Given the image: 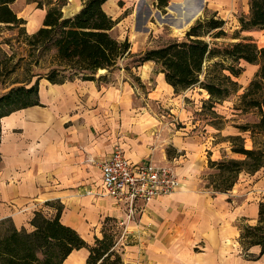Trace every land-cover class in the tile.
<instances>
[{"label": "crops", "instance_id": "0c3cea01", "mask_svg": "<svg viewBox=\"0 0 264 264\" xmlns=\"http://www.w3.org/2000/svg\"><path fill=\"white\" fill-rule=\"evenodd\" d=\"M128 1L106 0L102 5L117 20L112 32ZM181 1L168 0V4ZM65 2L64 16L83 4L82 0ZM44 13V8L37 7L40 19L36 23L27 20L26 33L35 32ZM145 63L149 69L140 76L142 83H149L155 63ZM122 69L107 73V81L72 77L51 83L39 77V103L0 118V220L30 228L35 212L54 217L61 206V222L78 231L86 243L101 238L106 219L117 224L126 216L125 207L100 194V162L119 147L129 160L173 167L180 182L175 192L151 200L128 223L121 248L123 264H264L259 245L244 249L238 242L241 223L254 225L258 219L264 174L261 170L244 173L246 177L237 178L231 190L212 194L200 177L208 159L222 157L223 144L192 131L179 98L181 104L176 106L175 97L164 103L172 106L173 116L150 104L163 91L175 94L162 72L155 73L161 86L148 90V102L143 105L136 101L133 84L117 73ZM21 83L25 82L6 85L0 95ZM176 117L184 126L177 128ZM88 252L86 248L72 250L65 264H86Z\"/></svg>", "mask_w": 264, "mask_h": 264}, {"label": "trees", "instance_id": "16d2710c", "mask_svg": "<svg viewBox=\"0 0 264 264\" xmlns=\"http://www.w3.org/2000/svg\"><path fill=\"white\" fill-rule=\"evenodd\" d=\"M15 0H0V27L18 29L26 43L38 49L49 45L55 49L56 67L44 75H38L15 85L0 95V118L23 107L37 105L39 77L49 82L62 83L72 77L84 80L107 81V73L122 68L119 61L132 57L128 39L119 40L112 34L117 20L108 16L102 5L106 0H82L80 9L71 15H63L65 0H29L44 8L42 24L33 32L25 31V19L18 18L11 7ZM156 7L164 9L168 0H156ZM240 30L264 29V0H249V16L240 17ZM224 20L214 15L197 19L188 27L182 39H173L157 48L143 51L136 58V66L153 61L156 70L163 73L165 81L175 92L185 91L195 85L209 94L207 102H214L235 93L239 86L235 77L241 75V62L258 66L244 91L239 95L235 110L256 115L251 123L237 124L239 133L227 136L230 150L238 158L208 160L211 173L208 187L213 192H227L237 182L240 172L253 175L264 170V46L259 47L252 38L233 34L234 42L217 46L206 40L223 37ZM99 68L106 72L95 77ZM128 70V67H123ZM13 72V68L2 69L0 77ZM203 75V80L200 76ZM204 102V103H205ZM247 139L249 147L246 146ZM61 206L54 217L35 212L30 228H16L9 219L0 220V264H65L64 259L72 250L86 248V264H122L120 255L114 250L116 233L109 219L102 226V237H95L92 244L86 243L78 231L60 220ZM108 223V224H107ZM238 242L244 249L260 246L264 254V203L258 206V219L254 225H240Z\"/></svg>", "mask_w": 264, "mask_h": 264}, {"label": "rangeland", "instance_id": "374dc122", "mask_svg": "<svg viewBox=\"0 0 264 264\" xmlns=\"http://www.w3.org/2000/svg\"><path fill=\"white\" fill-rule=\"evenodd\" d=\"M154 1L155 0H129L127 4L128 7L119 14V21L112 32L119 40L128 39L130 46H132L131 53L133 56L119 61L122 68L127 66L128 70L123 68L116 72L133 84L138 92L136 96V101L138 103L144 105L145 102H148L145 95L148 90L151 88L154 89L155 87L159 89L161 85L155 74L158 73L156 66L150 69V82L142 83L141 76L147 73L149 66L148 63H143L144 66H136L137 56L146 49L157 48L173 39H182L188 27L194 24L197 19L214 15L216 18L224 20L223 28L226 31L225 36L216 39H212L210 36L204 37L206 40L215 42L217 46L237 40L235 38L232 39L233 34L237 31L240 37H250L259 47L264 46V29L250 28L245 31L240 30L239 18L249 16V0H194L195 5L200 8V13L197 18L181 31L172 26L176 21V14L170 12L166 6L164 9L156 7ZM120 7L123 8L124 5L120 4ZM12 9L17 15H22L24 17L25 24L27 20L36 23L38 19H40L37 14L36 3H31L29 0H16L12 5ZM54 55L55 49L47 44L41 47L39 46L36 50L30 47L26 43L24 37L18 34L17 28L6 29L0 27V63L3 70L6 68H13V72L6 77H0V90L8 84L30 79L33 81L36 75L46 74L51 68L56 67ZM240 65L242 67L241 75L234 78L238 83L239 90L220 100V102H214L212 107L205 102L209 97L208 92L201 89L199 85H195L180 93L174 92V95L164 93L165 91L163 90L165 89H162L163 95L155 99L153 101L154 103L151 102L150 104L160 108L161 111L163 110V114L170 113V115L173 116L170 110L172 106L170 104L169 106H164V103L166 100L168 101L169 97H175L173 102L175 103L174 106H176V104H181L177 102V98H179L187 109L185 118L189 123L191 122L192 131L201 136H212L215 142L223 144V147L220 149L222 157L218 160L224 157L238 158L240 155H233V153H227V151L224 150V146H227V149L230 150V143L225 138L239 133L236 127L237 124L251 123L256 120V115L253 112L241 113V111L235 110V106L239 95L244 91V88L248 85L258 68L256 64L252 63L248 64L241 62ZM140 72H142L141 76ZM203 77L204 76L201 75L200 80H203ZM175 121H177V128L184 126L182 124V122H184L183 120L176 117ZM246 146L249 147L248 139ZM208 154L209 151L203 154L202 160H204ZM206 166L200 179L204 181V187L208 188V190L215 195L217 192H213L211 187L207 186L210 182V175L214 173L215 170L208 166V161ZM261 172L264 174V170H261ZM244 173L245 172H240L238 178L240 176L246 177ZM261 195H263V199L260 202L264 203L263 190L261 191ZM243 224L248 223L242 222L241 225ZM109 225H111L112 230L117 235V230L112 226V222H110ZM92 242L90 244H92ZM122 247L123 246L117 244V247L114 248L120 257Z\"/></svg>", "mask_w": 264, "mask_h": 264}, {"label": "built area", "instance_id": "2783aa9c", "mask_svg": "<svg viewBox=\"0 0 264 264\" xmlns=\"http://www.w3.org/2000/svg\"><path fill=\"white\" fill-rule=\"evenodd\" d=\"M102 188L100 194L113 199L115 204L126 209V216L117 224L115 247L122 246L127 237V225L141 215L148 202L156 197L168 195L180 186L174 168L167 164H156L151 160L141 162L129 160L119 148L100 162ZM90 193L91 191H87Z\"/></svg>", "mask_w": 264, "mask_h": 264}, {"label": "bare ground", "instance_id": "6f19581e", "mask_svg": "<svg viewBox=\"0 0 264 264\" xmlns=\"http://www.w3.org/2000/svg\"><path fill=\"white\" fill-rule=\"evenodd\" d=\"M172 5V10L169 11L176 14V21L174 23L172 21V26L180 31L194 20L195 15L198 16L200 13V8L195 5L194 0H184Z\"/></svg>", "mask_w": 264, "mask_h": 264}, {"label": "water", "instance_id": "95a60500", "mask_svg": "<svg viewBox=\"0 0 264 264\" xmlns=\"http://www.w3.org/2000/svg\"><path fill=\"white\" fill-rule=\"evenodd\" d=\"M172 6H173V5L170 4V5H167L166 8H167L168 10H172ZM195 18H197V15L194 16V19H195ZM105 72H106V69L99 68V69L97 70V74H103V73H105Z\"/></svg>", "mask_w": 264, "mask_h": 264}]
</instances>
